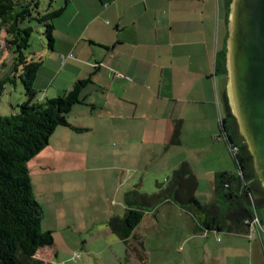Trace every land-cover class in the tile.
Wrapping results in <instances>:
<instances>
[{"label":"crops","instance_id":"1","mask_svg":"<svg viewBox=\"0 0 264 264\" xmlns=\"http://www.w3.org/2000/svg\"><path fill=\"white\" fill-rule=\"evenodd\" d=\"M63 7L54 22L55 42L43 49L34 82L37 92L45 83L48 88L37 98H56L79 80L90 83L81 93L84 103L69 114L71 126L85 131L58 127L28 162L45 214L42 227H50L44 230L56 240L70 225L85 226L109 244L122 241L108 225L112 217H123L126 194H145L144 186L159 187L164 177L167 184L183 163L197 177L198 201L205 181V197L214 202L216 174L236 168L221 134L228 74L216 71L228 39L225 0H65ZM177 126L179 143L172 145ZM161 219L172 222L179 246L205 255L200 264L235 259L234 238L240 235L215 239L221 233L198 230L174 201L145 211L133 233L136 241L141 226L150 221L148 232L160 229ZM260 222L249 237L264 235ZM44 250L36 258L48 263L56 253Z\"/></svg>","mask_w":264,"mask_h":264},{"label":"trees","instance_id":"2","mask_svg":"<svg viewBox=\"0 0 264 264\" xmlns=\"http://www.w3.org/2000/svg\"><path fill=\"white\" fill-rule=\"evenodd\" d=\"M231 1L225 0L227 27ZM54 3L50 0L48 8L42 12L40 0H0V36L4 34L5 46L12 56L10 64L3 65L9 69L0 76V98L8 87L19 82L26 96V101L12 114H0V264H49L36 258L39 251L51 248L55 239L53 232L42 229L45 214L33 191L28 162L47 147L58 127L85 131L71 126L69 114L74 106L84 103L81 93L90 79L79 80L71 91L44 101L38 100L34 87L42 62L35 61L30 51L32 25H43L47 46L51 49L55 42L54 22L64 10L63 6L56 8ZM226 47L219 52L216 63L217 73L225 75L228 74ZM227 96L226 92L221 134L229 145L238 148L233 156L236 171H224L215 176L214 202L211 203L198 201L195 196L197 177L187 163L173 172L166 186H159L158 193H127L123 217H112L108 226L129 251L136 250L133 243L137 239L133 233L145 211L166 201H174L188 212L200 231L250 236L251 224L258 218L257 208L264 207V189ZM179 128H175L172 145L179 143ZM137 246H141L140 243Z\"/></svg>","mask_w":264,"mask_h":264},{"label":"rangeland","instance_id":"3","mask_svg":"<svg viewBox=\"0 0 264 264\" xmlns=\"http://www.w3.org/2000/svg\"><path fill=\"white\" fill-rule=\"evenodd\" d=\"M40 1L41 11L44 12L48 8L50 0ZM54 1L56 8L62 7L65 2V0ZM32 27L34 32L30 42V51L34 56H38L39 59L36 61H41L43 64L45 59L43 49L48 48L45 29L43 25L36 23ZM4 37L2 33L0 36V69H2L0 70V76L8 71L9 68H4L3 65L10 64L12 58L5 46ZM47 88L48 84L45 83V90L38 91L37 97L44 95ZM24 91L25 88L20 82L15 86L8 87L2 98H0V114L6 116L16 111L19 105L26 101ZM233 170L236 171L235 166ZM167 179L168 177H164L161 180V185L166 186ZM206 188L207 183L204 181L202 184L204 195H200V200L203 203L209 202L205 197L207 193ZM142 191L146 192L147 195H153L159 192V187L155 186V184L152 187L146 185L142 188ZM88 213H90V209L83 211L84 215ZM256 215L264 221L263 206L257 208ZM68 219L69 222L72 221L71 218ZM160 222L163 227L151 230V232H148L147 229V226L151 224L150 221L141 226L139 230L141 238L139 241L133 243L134 246L136 245V250L133 251H129L123 241L118 240L115 244H109L103 234L97 233V229H89L85 226L78 227L77 225V227L70 225L71 227L60 230L56 236L55 247L42 250L47 251L49 254L55 250L56 254H53L48 260L49 264H200V262L204 261L205 255L203 253H196L188 244H183V246L177 244L178 235L169 229L171 228V221L161 219ZM66 224L68 223L65 222L63 225L66 226ZM44 228H50L48 223L45 222L42 229L44 230ZM223 236H227L226 233L215 234V239H222ZM234 239H238L236 249L232 251V256L235 259L231 258L228 263L264 264V235L261 233L251 237L249 235H240ZM139 243L141 246H137ZM179 247L182 248L180 249ZM210 251L212 252V250Z\"/></svg>","mask_w":264,"mask_h":264},{"label":"water","instance_id":"4","mask_svg":"<svg viewBox=\"0 0 264 264\" xmlns=\"http://www.w3.org/2000/svg\"><path fill=\"white\" fill-rule=\"evenodd\" d=\"M227 97L264 189V0H232Z\"/></svg>","mask_w":264,"mask_h":264},{"label":"built area","instance_id":"5","mask_svg":"<svg viewBox=\"0 0 264 264\" xmlns=\"http://www.w3.org/2000/svg\"><path fill=\"white\" fill-rule=\"evenodd\" d=\"M224 136V135H223ZM225 137V136H224ZM226 138V137H225ZM227 139V138H226ZM229 147V150H230V152H231V155L232 156H235V154L238 152V148H237V146H231V145H229L228 146ZM257 226H261V222L259 221V219L258 218H255L254 219V221L252 222V224H251V231H252V229L254 228V227H257Z\"/></svg>","mask_w":264,"mask_h":264}]
</instances>
